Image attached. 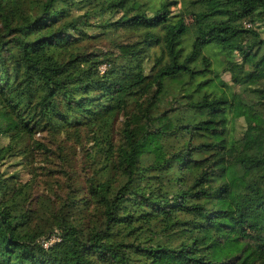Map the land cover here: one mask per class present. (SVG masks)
Instances as JSON below:
<instances>
[{"label":"trees","instance_id":"16d2710c","mask_svg":"<svg viewBox=\"0 0 264 264\" xmlns=\"http://www.w3.org/2000/svg\"><path fill=\"white\" fill-rule=\"evenodd\" d=\"M140 2L0 0V264H264V113L218 92L204 52L207 45L227 55L237 50L241 62L229 68L237 70L236 84L264 79V0H191L175 14L174 2ZM115 12L122 13L99 26L138 31L140 40L109 51L78 48L93 37L92 19ZM255 23L259 32L250 27ZM190 30L184 53L178 38ZM153 46L160 53L146 74L143 55ZM64 73L70 76L60 78ZM168 82L180 86L177 106L160 111ZM182 109L187 116L177 124ZM230 112L245 119L238 140L227 132ZM120 113L123 141L114 167L122 180L102 177L106 158L75 206L91 218H57V229L46 233L60 240L44 247L45 233L20 208L27 185L15 184L2 166L28 155L30 145L49 151L35 135L71 124L91 131L96 152L108 156ZM170 137L173 148L163 144ZM248 178L253 183L244 189Z\"/></svg>","mask_w":264,"mask_h":264},{"label":"rangeland","instance_id":"374dc122","mask_svg":"<svg viewBox=\"0 0 264 264\" xmlns=\"http://www.w3.org/2000/svg\"><path fill=\"white\" fill-rule=\"evenodd\" d=\"M164 0H141V8H151L159 7L161 2ZM169 2H174L169 6L172 14L183 12L191 0H168ZM131 6V2L125 3L121 6V10H127ZM122 12H115L111 14H104L100 17L92 19L93 26L87 28V32L92 34L93 37L84 40L79 43L78 48H82V45H87L90 50H103L109 51L114 50L116 44H131L140 40V35L138 31L134 30H118L114 32L107 33L99 25L103 24L105 20H116ZM191 16H186V21L190 24ZM242 24L247 27L250 22L243 21ZM261 23H255L253 26L256 31L259 32ZM2 29L0 23V31ZM2 31L0 32V34ZM262 37L264 34L262 33ZM192 33L191 30L178 38L176 48H184V53H186L191 46ZM182 52V53H183ZM204 52L211 58L213 64V74H215V82L217 83L218 92L220 89L228 96L230 101L235 98L240 97L243 102H246L253 106V111L259 113H264V90L260 92V88H264V79H258L253 83L236 84L232 81V73H236L237 70L233 72L229 69L232 63L239 64L241 62L240 55L237 50H230L229 55L223 52L220 48L216 46H205ZM160 53L158 47L153 46L151 49L143 55V68L146 74H149L150 68L153 66V61L156 55ZM120 64H125L126 57H120L118 59ZM123 65V67H125ZM247 66V65H246ZM162 65L156 67L151 73L155 74L162 68ZM80 66L77 67L79 69ZM106 68V64H102L99 70L102 72ZM69 73H64L60 78H68ZM212 76V74L210 75ZM214 77V76H213ZM180 93V86L174 82L166 83V90L162 96V103L160 104L158 110H165L171 107L177 106V102H174L173 97ZM174 102V103H173ZM176 115V123L183 121L187 116L184 115L183 109L179 110ZM119 119L113 125L110 131V140L113 146V153L105 156L103 152H96V147L93 145L92 132L87 128L71 124L65 131L57 133L55 135L48 132L37 133L35 139H40L42 142L48 145L49 151L39 150L33 145H30L31 150L28 155L23 156L21 159L11 158L2 166V169L7 172V175H15L14 182L17 185L26 184L28 189H26L25 200L20 201V208L28 210L31 217V223L33 229L36 231H42L45 235L41 236L40 242H42L44 247H49L50 245L58 242L60 238L56 233H53L54 229H57L53 223L57 218L64 216V218L69 219L74 223L79 222L80 216L85 220H89L90 215L86 216L84 209H78L75 206H79L80 203L78 199L88 196V181L95 174V172L101 171V165L106 158V162L109 164V171L106 168L102 171V177L111 178L114 173H116L115 183L122 180L123 176L120 174V170L115 171V165L119 161L117 156V150L123 141L122 129L120 128V121L123 119L122 113L119 114ZM228 127L227 132L229 136L238 140L245 128V119L243 115H237L233 118V113L227 117ZM264 123V122H263ZM79 135V136H78ZM49 140V141H48ZM2 143L6 142L5 138L1 139ZM28 142V141H27ZM175 143L174 138H166L163 141L165 146H170L173 148ZM168 148V147H167ZM28 157V158H27ZM27 158V159H26ZM29 159V160H28ZM146 164H148L152 155L145 158ZM28 160V161H27ZM21 162V163H18ZM101 173V172H100ZM118 173L120 175H118ZM156 174V173H154ZM100 176L98 173L96 174ZM253 183V179H246L242 181V188ZM69 189L72 193L69 195ZM72 202V206L70 203ZM68 203V204H66ZM93 217V216H92ZM49 226V234L46 233ZM81 226V225H80ZM48 236V237H47ZM47 244V246H45Z\"/></svg>","mask_w":264,"mask_h":264},{"label":"built area","instance_id":"2783aa9c","mask_svg":"<svg viewBox=\"0 0 264 264\" xmlns=\"http://www.w3.org/2000/svg\"><path fill=\"white\" fill-rule=\"evenodd\" d=\"M45 246H47V244Z\"/></svg>","mask_w":264,"mask_h":264}]
</instances>
